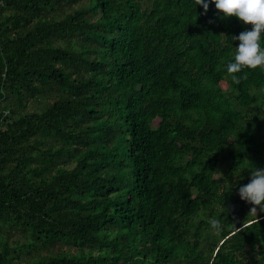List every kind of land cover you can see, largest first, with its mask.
<instances>
[{
    "label": "trees",
    "instance_id": "16d2710c",
    "mask_svg": "<svg viewBox=\"0 0 264 264\" xmlns=\"http://www.w3.org/2000/svg\"><path fill=\"white\" fill-rule=\"evenodd\" d=\"M251 27L199 0H0V264H264L239 194L264 68L226 70Z\"/></svg>",
    "mask_w": 264,
    "mask_h": 264
},
{
    "label": "clouds",
    "instance_id": "9594fccd",
    "mask_svg": "<svg viewBox=\"0 0 264 264\" xmlns=\"http://www.w3.org/2000/svg\"><path fill=\"white\" fill-rule=\"evenodd\" d=\"M214 3L222 18L238 17L243 24L252 25L245 28L234 40H239L235 47L234 58L226 65L227 73L233 81L240 79L244 68H264V0H199L205 12ZM251 169V179L246 184L239 185V194L242 199L253 205L251 213H257V207L264 211V167L256 165ZM208 223L215 232L224 228L223 218L217 215L208 217Z\"/></svg>",
    "mask_w": 264,
    "mask_h": 264
},
{
    "label": "rangeland",
    "instance_id": "374dc122",
    "mask_svg": "<svg viewBox=\"0 0 264 264\" xmlns=\"http://www.w3.org/2000/svg\"><path fill=\"white\" fill-rule=\"evenodd\" d=\"M36 107H37V106H36ZM36 107L34 106V108H33V106L31 105V106H30V109L33 110V109H35ZM57 251H59V249H57Z\"/></svg>",
    "mask_w": 264,
    "mask_h": 264
}]
</instances>
